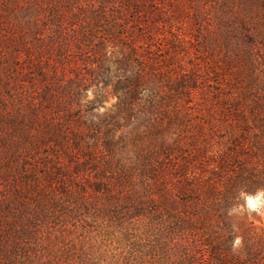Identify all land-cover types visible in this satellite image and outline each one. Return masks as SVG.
Wrapping results in <instances>:
<instances>
[{
  "label": "trees",
  "instance_id": "obj_1",
  "mask_svg": "<svg viewBox=\"0 0 264 264\" xmlns=\"http://www.w3.org/2000/svg\"><path fill=\"white\" fill-rule=\"evenodd\" d=\"M142 2L139 13L155 17ZM110 24L126 30V43L100 40L92 71L113 84L118 101L100 113L105 94L87 100L82 76L43 78L32 112L40 129L35 146L17 144L9 156L29 158L48 146L46 182L0 206L2 223H13L0 236V264H32L37 233L60 213L121 224L146 218L159 246L176 250L177 264H264V227L239 229L229 215L244 203L242 192L264 188V75L247 87L219 73L215 81L209 63L186 61L184 41L162 44L153 28L130 30L118 15ZM230 32L224 45L236 51L231 37L242 33ZM164 47L170 55L163 58ZM14 171L8 163L0 174ZM13 206L21 210L16 218L7 215ZM238 236L243 243L234 251Z\"/></svg>",
  "mask_w": 264,
  "mask_h": 264
},
{
  "label": "rangeland",
  "instance_id": "obj_2",
  "mask_svg": "<svg viewBox=\"0 0 264 264\" xmlns=\"http://www.w3.org/2000/svg\"><path fill=\"white\" fill-rule=\"evenodd\" d=\"M143 1L0 0V172L8 163L15 170L0 174V206L14 203L25 191L34 189L36 193V181L46 182L48 146H38L29 158L19 156L13 161L9 156L16 153L17 144L32 148L36 141L40 129L32 112L46 85L44 77L52 82H72L82 76L87 100L95 99L101 91L105 94L100 113L117 103L113 84L100 83L102 78H93L92 71L96 59L93 46L100 40L126 43L122 38L126 30L111 27L115 15L129 23L130 30L153 28L162 44L164 39L184 41L189 52L186 61L209 63L215 81L219 73L224 78L240 77L242 87H247L256 74L264 75V0ZM141 2L156 16L139 13ZM235 29L242 33L231 37L238 49L228 51L224 43ZM169 55L164 47L163 58ZM203 71L208 72L207 66ZM27 197L34 204V197ZM20 203L25 209V202ZM19 211L13 206L7 215L16 218ZM3 216L0 210V236L13 225L8 220L3 224ZM58 217L43 223L37 233L30 252L32 264H177L176 250L159 246L157 232L150 229L146 218L126 219L121 224L92 213L78 218L60 213ZM234 218L239 229L250 223L264 227V215L244 212Z\"/></svg>",
  "mask_w": 264,
  "mask_h": 264
},
{
  "label": "clouds",
  "instance_id": "obj_3",
  "mask_svg": "<svg viewBox=\"0 0 264 264\" xmlns=\"http://www.w3.org/2000/svg\"><path fill=\"white\" fill-rule=\"evenodd\" d=\"M243 204L229 211V215L244 213L251 215H264V188L257 189L255 193L242 192ZM235 229V226H234ZM243 243L242 237H236L233 241V250L238 249Z\"/></svg>",
  "mask_w": 264,
  "mask_h": 264
}]
</instances>
